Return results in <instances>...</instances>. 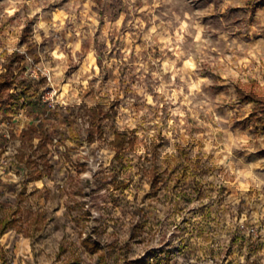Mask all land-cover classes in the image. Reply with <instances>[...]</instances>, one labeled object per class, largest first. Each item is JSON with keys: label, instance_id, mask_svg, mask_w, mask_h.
<instances>
[{"label": "rangeland", "instance_id": "374dc122", "mask_svg": "<svg viewBox=\"0 0 264 264\" xmlns=\"http://www.w3.org/2000/svg\"><path fill=\"white\" fill-rule=\"evenodd\" d=\"M248 2L0 0V72L19 52L42 97L40 129L27 104L0 113V264H264V131L235 88L264 92Z\"/></svg>", "mask_w": 264, "mask_h": 264}, {"label": "trees", "instance_id": "16d2710c", "mask_svg": "<svg viewBox=\"0 0 264 264\" xmlns=\"http://www.w3.org/2000/svg\"><path fill=\"white\" fill-rule=\"evenodd\" d=\"M251 11H255L257 8L264 6V0H249L248 2ZM1 54L7 59L4 69L0 72V113L12 115L16 113L18 103L21 105L27 104L30 110L37 117V129H40V124L42 123V118H39V113L42 110V97L41 94L31 91L32 82L26 78L19 77V72H15L13 65L14 63H19L23 59V55L17 51L8 53L7 50L3 49ZM236 95L239 102H253L254 106L250 114H248L243 121L251 122L256 128L264 131V92H262V87L254 78H248L246 82H236ZM112 107H108L103 110L102 104L99 102L95 103L92 116L94 118H106L110 116ZM100 123L96 124V128L99 130ZM34 130L32 128H27L22 130L21 136L24 139L23 142L29 140V144L32 147V138ZM5 139V138H4ZM3 139V140H4ZM115 144L113 149L115 151L114 157H118L121 149L124 148L126 143H130V139H125V137L117 133L115 136ZM40 145V139L38 140V146ZM20 161L22 157L20 156ZM43 176L41 170L37 171L34 179H39ZM153 183V181H152ZM124 182L122 186H125ZM185 196L189 197V193L183 191L180 198ZM8 219L0 218V236L5 232L9 225ZM249 238V237H248ZM136 263V261H134Z\"/></svg>", "mask_w": 264, "mask_h": 264}, {"label": "crops", "instance_id": "0c3cea01", "mask_svg": "<svg viewBox=\"0 0 264 264\" xmlns=\"http://www.w3.org/2000/svg\"><path fill=\"white\" fill-rule=\"evenodd\" d=\"M1 177V176H0Z\"/></svg>", "mask_w": 264, "mask_h": 264}]
</instances>
